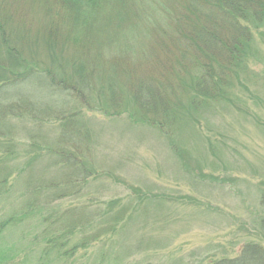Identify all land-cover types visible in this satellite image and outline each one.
I'll return each mask as SVG.
<instances>
[{"label":"trees","instance_id":"trees-1","mask_svg":"<svg viewBox=\"0 0 264 264\" xmlns=\"http://www.w3.org/2000/svg\"><path fill=\"white\" fill-rule=\"evenodd\" d=\"M5 1L0 0V200L16 185L13 171L19 177L31 173L43 157L49 162L39 178L26 174L23 180L34 197L48 191L49 198L60 199L108 177L112 170L94 161L92 115L125 116L178 149L176 132L185 118L198 122L238 98L236 86L264 41V0H30L39 10L32 24L15 23L2 10ZM25 155L30 160L10 168V160ZM48 168L50 177L44 174ZM144 197L135 196L132 208ZM31 203L0 228L24 218ZM259 205L254 239L234 256L204 264H264V190ZM128 213L122 206L110 215L100 207L93 215L81 213L66 223L69 233H85L79 242L68 247L69 239L61 240L68 232L54 237L46 231L41 252L73 258L80 248L111 240ZM95 218L100 226L88 235L87 224Z\"/></svg>","mask_w":264,"mask_h":264},{"label":"rangeland","instance_id":"rangeland-1","mask_svg":"<svg viewBox=\"0 0 264 264\" xmlns=\"http://www.w3.org/2000/svg\"><path fill=\"white\" fill-rule=\"evenodd\" d=\"M31 3L6 0L2 10L17 24H32L39 10ZM257 53L249 63L243 86H236L238 98L198 122L184 119L176 132L178 149L157 130L132 126L125 116L110 120L89 115L94 161L97 167L112 170L108 177L90 181L89 189L82 187L72 195L52 200L48 191L34 197L25 184L26 174L37 179L42 164L49 162L46 157L39 167L33 166L34 171L21 174L22 178L14 170L16 185L0 200V222L12 215L20 218L31 201L33 210L16 224L0 228V264H204L211 257L238 253L244 242L254 239L258 229L255 219L262 212V39ZM20 137L17 132V139ZM26 155L10 160V168L30 160ZM52 170L44 172L46 177ZM136 189L147 198L132 208L130 202L137 203L135 196L142 195L133 191ZM113 200L119 204L110 207ZM120 206L130 213L111 240L93 242L64 260L51 250L42 254L43 232L60 237L71 230L66 223L80 218L79 214L93 215L100 207L110 215ZM98 226L97 218L89 221L86 233L91 235ZM80 230L72 229L74 233L68 232L61 240L68 238L67 246L71 247L84 237ZM96 258L100 261L95 262Z\"/></svg>","mask_w":264,"mask_h":264}]
</instances>
